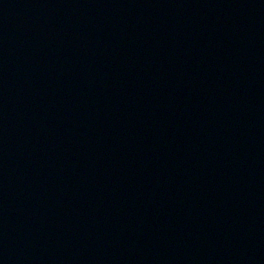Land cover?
Instances as JSON below:
<instances>
[{"label": "water", "instance_id": "water-1", "mask_svg": "<svg viewBox=\"0 0 264 264\" xmlns=\"http://www.w3.org/2000/svg\"><path fill=\"white\" fill-rule=\"evenodd\" d=\"M0 264H264V0H0Z\"/></svg>", "mask_w": 264, "mask_h": 264}]
</instances>
